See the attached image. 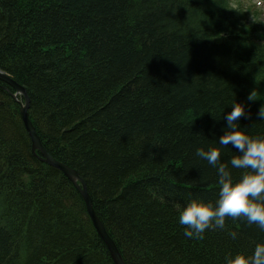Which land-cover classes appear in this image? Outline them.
<instances>
[{
    "label": "trees",
    "instance_id": "1",
    "mask_svg": "<svg viewBox=\"0 0 264 264\" xmlns=\"http://www.w3.org/2000/svg\"><path fill=\"white\" fill-rule=\"evenodd\" d=\"M249 13L233 0H0V70L125 264H226L264 243L242 217L203 239L178 221L191 199L218 197L197 148L218 147L233 180L246 171L217 144L233 103L242 130L264 137V44ZM13 91L0 81V264H113L78 189L31 151Z\"/></svg>",
    "mask_w": 264,
    "mask_h": 264
},
{
    "label": "clouds",
    "instance_id": "2",
    "mask_svg": "<svg viewBox=\"0 0 264 264\" xmlns=\"http://www.w3.org/2000/svg\"><path fill=\"white\" fill-rule=\"evenodd\" d=\"M264 3V0H258ZM251 100V97L249 96ZM258 116L264 120V110ZM246 117L244 107L233 103L231 111L223 119L227 131L218 139V145L235 149L236 155L228 163L232 168L246 170L238 180H233L228 164L221 162L218 147L197 148L195 155L216 169L218 178V197L215 203H205L191 199L180 208L178 221L184 227L186 238L203 239L207 229H224L225 219L244 218L248 224H255L264 231V137H251L238 124ZM228 235L236 239L237 233ZM226 264H264V243H257L251 255L235 254L225 256Z\"/></svg>",
    "mask_w": 264,
    "mask_h": 264
},
{
    "label": "water",
    "instance_id": "3",
    "mask_svg": "<svg viewBox=\"0 0 264 264\" xmlns=\"http://www.w3.org/2000/svg\"><path fill=\"white\" fill-rule=\"evenodd\" d=\"M0 80L11 85L19 93H21L23 98H24L25 103H24V105H21V107H20V116H21L22 122L24 124L25 130L27 131L28 136L30 137V140H31V151L35 155H37V153H39L37 156L39 157V159L41 161L46 162L47 164H49L53 167H56L57 169L62 171V173L67 178H69L70 180H73L75 178L79 180V182L81 183V186H82L81 188H79V192H80L82 199L85 203L86 211L89 215V218L92 222L93 227L95 228L100 239L106 245V247H107V249H108V251H109V253H110V255L114 261V264H125L123 262V260L121 259V256L118 253L116 246L114 245L112 240L109 238L108 234L106 233L102 222L100 221V219L98 218V216L94 212V210L92 208L91 198L88 195V193L86 191V187H85L84 183L82 182V180L80 179V177L78 176L77 172L75 170H73L72 168H70L69 166H67V165L55 160L54 158H52V156L47 152V150L44 148V146L40 142V139H39L32 123L29 119V115L27 112L29 100H28V96L26 94L25 89L22 86H19L18 84H16L14 82V80H12L9 76H7L2 71H0Z\"/></svg>",
    "mask_w": 264,
    "mask_h": 264
},
{
    "label": "bare ground",
    "instance_id": "4",
    "mask_svg": "<svg viewBox=\"0 0 264 264\" xmlns=\"http://www.w3.org/2000/svg\"><path fill=\"white\" fill-rule=\"evenodd\" d=\"M16 84H18L19 86H22V85H20L19 83H17L16 81H14ZM23 87V86H22ZM14 92V91H13ZM13 97L14 98H19L20 97V95L18 94V93H14L13 94ZM20 107H21V104H20ZM22 121V120H21ZM23 123V122H22ZM78 174V173H77ZM79 176V175H78ZM80 177V176H79ZM70 180V179H69ZM72 183H73V185L78 189V191H79V188H80V186H79V184H78V182H79V180L78 179H73V180H70ZM80 193V192H79ZM81 195V194H80ZM84 207H85V203H84ZM85 209H86V207H85ZM88 214V213H87ZM88 217H89V215H88ZM99 236V235H98ZM109 236V235H108ZM109 238L112 240V238L109 236ZM112 242L114 243V241L112 240ZM114 245H115V243H114ZM106 246V245H105ZM116 246V245H115ZM107 248V247H106ZM116 249H117V247H116ZM107 251H108V249H107ZM117 251H118V249H117ZM118 253L120 254V252L118 251ZM108 255H109V257H110V259H111V261H112V263L114 264V261H113V259H112V257H111V255H110V253H109V251H108ZM120 256H121V254H120ZM121 259H122V256H121ZM124 262V261H123Z\"/></svg>",
    "mask_w": 264,
    "mask_h": 264
},
{
    "label": "rangeland",
    "instance_id": "5",
    "mask_svg": "<svg viewBox=\"0 0 264 264\" xmlns=\"http://www.w3.org/2000/svg\"><path fill=\"white\" fill-rule=\"evenodd\" d=\"M259 8L261 9L259 19H260L261 23L264 24V5H259Z\"/></svg>",
    "mask_w": 264,
    "mask_h": 264
}]
</instances>
